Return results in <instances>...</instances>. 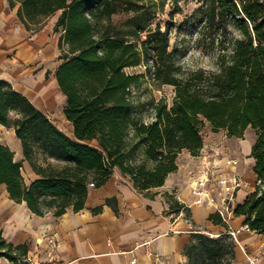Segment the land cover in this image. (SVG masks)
I'll list each match as a JSON object with an SVG mask.
<instances>
[{
    "label": "trees",
    "instance_id": "trees-1",
    "mask_svg": "<svg viewBox=\"0 0 264 264\" xmlns=\"http://www.w3.org/2000/svg\"><path fill=\"white\" fill-rule=\"evenodd\" d=\"M118 2L8 0L11 8L18 4L16 16L28 31L40 30L45 19L59 13L53 31L60 34L62 63L55 79L65 98L63 115L72 137L0 80V125L14 130L24 161L37 176L26 185L22 164L0 141V185L10 200L24 203L32 214L60 217L69 210L80 212L89 188L102 187L114 170L140 193L163 186L177 170L178 154L198 156L206 126L236 139L250 128L256 135L252 171L263 188L249 194L234 214L244 217L249 231L264 237V0H204L201 29L222 53L219 67L184 76L168 51L167 30L157 25L141 40L138 31L150 13L126 6L130 17L124 30L113 22L120 12ZM218 34L221 38L215 39ZM143 63L158 85L171 86L175 93L170 108L162 101L151 104L149 123L137 116L138 106L130 96L142 76L124 72ZM38 156L44 164L37 162ZM168 203L171 213L190 218L189 209L170 197ZM209 220L226 227L219 216ZM27 251L26 244L13 246L0 231V259L17 264ZM183 253L186 264H232L235 244L228 233L210 237L195 231Z\"/></svg>",
    "mask_w": 264,
    "mask_h": 264
},
{
    "label": "crops",
    "instance_id": "crops-1",
    "mask_svg": "<svg viewBox=\"0 0 264 264\" xmlns=\"http://www.w3.org/2000/svg\"><path fill=\"white\" fill-rule=\"evenodd\" d=\"M17 8L18 4L11 8L8 0H0V80L11 84L52 123L54 113L59 110L66 131L53 124L68 136L72 126L64 118L65 98L55 79L62 63L56 51L58 39L49 37L45 28L36 32L26 30L16 16ZM54 57L58 60L54 61ZM220 138L226 157L239 161L238 170L246 180H256L252 171L254 161L250 158L254 141L228 138L225 131H219L203 138V146L211 147ZM0 141L27 172L25 184L37 179L24 161L14 130L0 125ZM241 147L244 158L250 162L251 176L241 167ZM176 166L177 170L168 175L163 186L142 193L133 188L128 177L114 170L102 187L89 188L80 212L69 210L60 217L51 213L43 217L32 214L24 203L10 200L5 186L0 185L2 237L13 246L27 245L22 261L26 264H186L183 251L193 232L210 237L233 233L236 245L232 264H247V255L257 256L258 264H264V237L249 231L244 217L234 214L224 223L226 227L214 225L209 217L216 215L215 211L193 204L189 182L201 168L198 156L182 151L176 158ZM248 195L238 192L235 207ZM168 197L189 209L190 218L183 212L171 213ZM96 209L100 211L94 213ZM0 264L13 263L0 259Z\"/></svg>",
    "mask_w": 264,
    "mask_h": 264
},
{
    "label": "rangeland",
    "instance_id": "rangeland-1",
    "mask_svg": "<svg viewBox=\"0 0 264 264\" xmlns=\"http://www.w3.org/2000/svg\"><path fill=\"white\" fill-rule=\"evenodd\" d=\"M203 2L204 0H119L120 12L113 17V22L122 26L124 30L126 29L124 23L130 17V14L124 11L126 6L136 8L139 10L140 14L150 13V17L147 18L144 25H142L138 31L141 40H144L146 34H148V30H153L158 25L161 31L167 30L168 32V51L173 53L175 63L180 68V72L183 76L190 71L199 69L216 71L219 67L218 56L222 53L217 48L216 44H211L209 34L201 29V9L204 7ZM58 15L59 13L45 19L40 27V29L45 28L48 30L49 37L52 36L55 40L59 39L60 36L59 33L54 34L53 31V25ZM202 34L205 35V37H202ZM218 38H221L219 34L215 35V39ZM130 39L134 42L136 38L130 37ZM136 45L140 47V41L137 42ZM56 51H58L60 56L61 51L59 48H56ZM58 58L55 59L54 57L53 60H58ZM124 72L129 75L142 76L139 85L130 90L131 100L138 106L137 116H139L141 120L146 123L152 121L153 113L151 104L162 101L167 108L171 107L175 97L174 88L168 85H158L152 76V69L145 63L137 67L126 68ZM52 121L57 127L66 131L65 123L61 119L59 110L54 113ZM212 133L213 132H211L208 126L202 130L204 139L211 136ZM68 136L72 137V133L68 134ZM221 138L212 142L214 144L213 146L222 145L223 141ZM255 139V131L249 128L240 140L251 143L255 141ZM239 150H241V154H243L240 156L241 167L251 176L250 162H247L244 158V147H241ZM37 162L39 164H44L41 156L37 157ZM21 174L24 181H27L29 178L27 172L23 169L21 170ZM233 242L236 245L234 238Z\"/></svg>",
    "mask_w": 264,
    "mask_h": 264
},
{
    "label": "built area",
    "instance_id": "built-area-1",
    "mask_svg": "<svg viewBox=\"0 0 264 264\" xmlns=\"http://www.w3.org/2000/svg\"><path fill=\"white\" fill-rule=\"evenodd\" d=\"M225 148L203 146L198 154L201 168L189 182L193 204L212 208L223 223L234 215L235 198L240 191L249 194L263 188L259 181L250 182L238 170L239 161L226 157ZM233 236V233L230 234ZM247 264H258L257 256H246ZM17 264H26L20 262Z\"/></svg>",
    "mask_w": 264,
    "mask_h": 264
}]
</instances>
